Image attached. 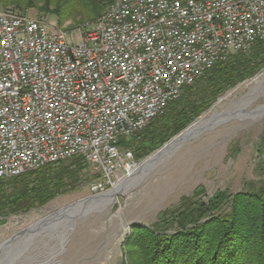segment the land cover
<instances>
[{"label": "built area", "instance_id": "obj_1", "mask_svg": "<svg viewBox=\"0 0 264 264\" xmlns=\"http://www.w3.org/2000/svg\"><path fill=\"white\" fill-rule=\"evenodd\" d=\"M263 39L264 0H111L70 30L0 4V179L79 156L114 189L140 165L123 141Z\"/></svg>", "mask_w": 264, "mask_h": 264}, {"label": "rangeland", "instance_id": "obj_2", "mask_svg": "<svg viewBox=\"0 0 264 264\" xmlns=\"http://www.w3.org/2000/svg\"><path fill=\"white\" fill-rule=\"evenodd\" d=\"M107 4L95 3V11L101 13ZM25 14L43 16L49 25L68 30L81 27L98 16L87 19L82 12H77L62 18L34 8ZM74 39L79 41L77 33ZM263 78L264 68L226 90L183 130L156 145L150 153L143 151L148 143L142 145L134 141L136 160L141 164L193 123L223 112ZM262 105L264 84L249 110ZM66 161L64 164L70 162ZM98 178L97 172L83 162L70 186L45 204L17 213L0 214V261L9 264H122L128 258L125 240L133 225L158 229L156 224L161 214L188 207L186 199L206 202L218 191L229 195L255 191L264 182V116L210 125L184 140L163 162L130 178L124 191L116 192L112 204L102 210L79 212L63 222L40 229L24 246L11 242L24 228L48 214L98 195L99 192L92 190ZM228 210L225 204L218 213ZM14 246L16 255L13 256L8 251Z\"/></svg>", "mask_w": 264, "mask_h": 264}, {"label": "trees", "instance_id": "obj_3", "mask_svg": "<svg viewBox=\"0 0 264 264\" xmlns=\"http://www.w3.org/2000/svg\"><path fill=\"white\" fill-rule=\"evenodd\" d=\"M110 1L0 0V4L22 14L34 8L62 18L82 12L84 18L90 19L100 14L95 11V3L104 5ZM263 68L264 39L247 52L233 53L226 61L215 64L153 119L142 136L144 129L123 143L132 150L136 140L142 145L148 143L143 151L150 153L183 130L226 90ZM69 160L68 164L63 161L0 179V214L41 206L70 186L85 161L79 156ZM186 200L188 207L161 214L158 229L133 225L125 240L128 258L122 264H264V182L255 191L232 195L218 191L206 202ZM225 204L229 210L218 213Z\"/></svg>", "mask_w": 264, "mask_h": 264}, {"label": "bare ground", "instance_id": "obj_4", "mask_svg": "<svg viewBox=\"0 0 264 264\" xmlns=\"http://www.w3.org/2000/svg\"><path fill=\"white\" fill-rule=\"evenodd\" d=\"M264 84V78L253 85L250 91L240 98L233 101L229 107L220 112L218 114H213L212 116L202 118L199 121L193 123L189 126L185 131L175 137L172 141L165 144L160 150L152 154L148 157L144 162H142L134 174L132 173L128 178H126L122 183L116 186L114 189L101 193L92 197H88L87 199L80 200L74 204L56 210L47 216L41 218L40 220L36 221L33 224H30L26 228H24L21 232L13 237L11 242H17L16 245H22L28 243L30 238L37 233L40 229L51 227L56 225L58 222H63L64 220L68 219L69 217L78 214L79 212L91 211L93 209L102 210L107 205L112 204L114 198V194L116 192L124 191L126 184L129 183L135 175L146 172L154 165L163 162L168 156L172 154V152L187 138L195 135L202 129L214 124L224 123L233 119L245 121L247 119H252L258 116L263 115L264 112V105L258 106L254 110H249V106L252 104L253 100L259 93V90ZM95 211V210H93ZM97 212V211H96ZM16 246L8 251V254L16 255ZM19 248V247H18ZM8 259V258H7ZM4 260L0 261V264H5ZM9 264V263H6Z\"/></svg>", "mask_w": 264, "mask_h": 264}, {"label": "water", "instance_id": "obj_5", "mask_svg": "<svg viewBox=\"0 0 264 264\" xmlns=\"http://www.w3.org/2000/svg\"><path fill=\"white\" fill-rule=\"evenodd\" d=\"M263 116H264V112H263Z\"/></svg>", "mask_w": 264, "mask_h": 264}]
</instances>
